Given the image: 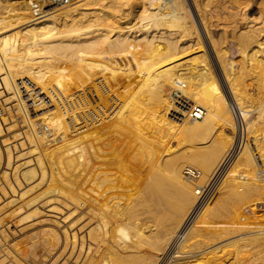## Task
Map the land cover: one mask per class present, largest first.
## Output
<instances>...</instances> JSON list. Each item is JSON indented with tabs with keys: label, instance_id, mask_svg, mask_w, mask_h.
<instances>
[{
	"label": "bare ground",
	"instance_id": "bare-ground-1",
	"mask_svg": "<svg viewBox=\"0 0 264 264\" xmlns=\"http://www.w3.org/2000/svg\"><path fill=\"white\" fill-rule=\"evenodd\" d=\"M62 1H0V264H264V130L226 174L257 202L241 221L223 211L189 229L204 181L193 187L183 172L196 166L209 178L242 143L252 112L264 129V0L256 9L234 1V53L211 39L213 0H192L205 35L184 0H141L133 25V0ZM135 44L159 51L160 64L122 79L116 52ZM159 74L183 78L181 98L205 107L202 117L149 82ZM118 101L116 133H103ZM114 133L127 135L126 148ZM183 143L190 151L174 153Z\"/></svg>",
	"mask_w": 264,
	"mask_h": 264
},
{
	"label": "rangeland",
	"instance_id": "rangeland-1",
	"mask_svg": "<svg viewBox=\"0 0 264 264\" xmlns=\"http://www.w3.org/2000/svg\"><path fill=\"white\" fill-rule=\"evenodd\" d=\"M1 2H3V3H5V4H9L8 2H6V0L4 1V0H0ZM9 2H11L10 0H8ZM73 1L75 2V1H77V2H75V4L76 3H78L79 4V2L80 3H89V4H86V5H88V6H91V4L92 3H94V2H96V0L95 1H93L92 2V0H80L79 2H78V0H71V2L73 3ZM82 1V2H81ZM85 1V2H84ZM89 1V2H88ZM97 1H99V0H97ZM185 1V3H186V5H187V7H188V9H189V16H190V19L195 23V25L197 26L198 25V28L200 29V30H202L201 31V34L203 35H205V31H204V29H201L203 26H202V24L201 23H199V22H201L200 20V15L198 14V12L195 10V6H193V2H192V0H184ZM206 3L207 2V0H200V2L201 3H204V2ZM214 2L213 3H215L216 4V6H217V8H218V12H217V14H216V20L217 21H215V22H213V19H211V23H210V25H212V29H211V35L213 36H211V39L212 40H216V45H218V46H220L219 44H221L222 46L223 45H225V46H228L229 47V49L231 48V51H233V53H234V50H235V46H234V41L233 40H230V39H234V35H233V33H234V1L235 2H241V1H245V2H248V4H250V6H251V8H255L256 9V6L257 5H255V4H258L259 5V3L262 1V0H213ZM92 2V3H91ZM135 2V3H134ZM191 2V3H190ZM253 2V3H252ZM57 3H60V5L59 4H57ZM57 3H54L53 5H50V6H52V7H59V6H61V5H64L65 4V2L64 1H60V0H57ZM105 3V2H104ZM140 3H141V0H133V3H132V6H131V10L133 11L131 14H130V16L129 17H131V19L130 20H128V23H126V24H128V25H133L134 23H135V18H133L132 19V17L135 15V13H137V12H139V11H141V6H140ZM252 4H254V5H252ZM0 5H2V4H0ZM93 5V4H92ZM203 6H204V4H202ZM220 5V6H219ZM49 6V7H50ZM105 7V9H107V3H105V4H102V8H104ZM254 6V7H253ZM47 7V6H46ZM222 9V10H221ZM254 9V12L256 11L257 12V10H255ZM259 10V9H258ZM135 11V12H134ZM196 12V13H195ZM223 12V13H222ZM225 12V13H224ZM232 14H231V13ZM226 16H228V17H226ZM228 14V15H227ZM131 15H133V16H131ZM232 15H233V17H232ZM199 17V18H198ZM228 18V19H227ZM221 19V20H220ZM224 19H227L226 21L224 20ZM198 20V21H197ZM218 20H219V23H218ZM228 21V22H227ZM224 23V24H223ZM228 24V25H227ZM125 25V24H124ZM213 25H215V26H213ZM227 25V26H226ZM224 29V30H223ZM204 32V33H203ZM213 33V34H212ZM225 33H227L226 35H225ZM215 36V37H214ZM220 36H221V38H220ZM227 36V37H226ZM233 36V37H232ZM227 39V41H226V39ZM201 39H202V37H201ZM207 41V42H206ZM206 41H204L203 39H202V43H206V49H207V47L208 46H210V49H208L209 50V54H211L210 55V57H211V60L212 61H214V62H212V63H216L215 65L216 66H214L213 64V66L212 67H217V68H215V71H217L216 73H218L219 74V76L221 75V67L219 66V63H218V61H217V59L215 58V52L213 51V48H211V45H210V40L207 38V35H206ZM218 41V42H217ZM225 41V42H224ZM229 41H232V42H229ZM208 43V44H207ZM218 43V44H217ZM230 45H229V44ZM231 43H233V44H231ZM132 46V47H131ZM129 45L128 46V48H126V49H124V51L122 50V53L123 54H121L120 52H116V57L118 56V57H120L121 58V60L123 61V63H124V67H123V77H122V79H124L126 76H128V75H130V74H134V75H136L134 72H136L137 70L139 71V69H141V70H143V71H148L149 70V67H150V65H152V64H154V65H158V64H160V60H161V54H160V52L159 51H156L155 49H151V50H149V49H145L144 47L145 46H143L142 44L141 45ZM133 46H134V48H133ZM139 46V47H138ZM232 46V47H231ZM234 46V47H233ZM131 48H133V49H131ZM140 48H141V50H140ZM209 48V47H208ZM139 49V50H138ZM143 49H145V50H143ZM130 50V51H129ZM125 51H127V52H125ZM211 52V53H210ZM232 52H230L229 53V55H232L233 54ZM121 54V55H120ZM118 59V58H117ZM129 66H132V69H131V67H129ZM219 67V68H218ZM213 68V69H214ZM219 69H220V71H219ZM127 70H130V72H128ZM188 70V69H187ZM186 70V71H187ZM189 71V73H192V74H194V72L192 71V70H188ZM222 79H223V77H221ZM220 78V79H221ZM193 79H194V77H193ZM195 81L197 80V79H194ZM223 81V80H222ZM149 82H151V83H155V85L157 86V88L159 87H164V88H166L170 93H171V95H172V98H174L175 99V101H176V99L177 98H179L178 96H177V94H179L180 95V97H181V94H182V90L181 89H183L182 87V84H183V78H178V80L177 81H171V80H166L165 79V77L163 76V74L162 75H156L151 81H149ZM224 83H225V81H223ZM153 84L151 85V87H153ZM91 89L93 88V87H90ZM94 89V88H93ZM92 89V90H93ZM199 89V86H193L192 87V89L190 90V94L189 95H191V94H193L196 90H198ZM94 91V90H93ZM187 94V93H186ZM224 96H225V98L227 99V101L229 100V102H228V104L230 105V101H231V105H233L234 106V108L236 109V112H237V110L239 111V108H238V106H236V104L234 103V99H233V97L230 99V97H229V95H228V93L226 92V91H224ZM187 101H190V100H188L187 99ZM192 102V101H191ZM3 103L0 101V106L2 105ZM120 104V105H119ZM181 104H183V103H181ZM5 104H3V106H1L0 107V115H3V112H2V110H6V108H3V107H5L4 106ZM117 105V108H115V107H113V108H115L114 110H113V108L111 109V112H112V110H113V112L111 113V114H109L110 116H108V120L106 119L104 122H103V125L105 124L107 127L106 128H108V129H105V127H104V131H103V133H106V131H108V132H110V133H113L112 131H114V129H117L116 127L113 129V122H114V119L116 120V112H114V111H117V109L118 108H123V107H125L124 105V103L122 102V103H120L119 101H118V104H116ZM180 105V104H179ZM185 105H187V107H191V105H189V104H185ZM231 105H230V107H231ZM5 115V114H4ZM116 115V116H115ZM235 115V114H234ZM255 116H256V120H255ZM171 118H173L172 116H170ZM250 118H249V120L250 121H252L251 123H250V126H248V131L250 130V132L248 133V131H246V129H247V124H245L244 125V123H240V125H239V127H238V129H239V131H246V132H244V134H245V136H244V139H243V137H242V143L239 145L238 144V146H236L235 147V145H234V150H236V153H235V155H234V158H232L233 159V161L231 160L229 163H228V165H227V167L228 168H226V170L227 171H225L224 172V174L222 175V177L220 178V180H219V182L216 184V186L211 190V192L209 193V194H206L205 196H201L200 194H196L197 195V197H199L198 199H200L201 201V204L199 205V207H202V208H196V210L197 209H200V210H198V211H195V213H194V216L193 217H195V219L192 217V219L190 220V222H192V223H190L189 225H188V228L190 229V228H192L193 226H194V224L196 223L197 224V226L198 225H200V226H202V225H204L203 223H202V219H204V220H206V217H207V220H209V221H214V220H212V218L211 217H213V219H215L214 218V215H215V213H217V212H223V211H231V212H234V219H233V221L235 220V221H238L239 219V221H241V215L243 214V212L245 213V210H246V208H248V207H251L250 205H252L253 204V206H254V203L256 202V201H253L254 200V198H252V196H251V193L249 192V190H243V188L245 187V186H242V183H234V180L235 181H237V178L236 179H233L234 178V176H231L232 174L230 173V177H232V178H229L228 176H229V174H228V176L226 175L227 173H229V171H230V168H233V163L235 162V160H236V158H238L239 156H238V153H237V151L239 152V150H240V147H242L243 145L245 146L247 143V145L249 146L250 144H251V136H252V138H255V136H256V134L255 133H259V131H262V130H264L262 127H261V125L259 126L258 125V121L260 120V118L255 114V112H252V114L249 116ZM254 118V119H253ZM258 118H259V120H258ZM253 119V120H252ZM235 120V119H234ZM110 121V122H109ZM254 121V122H253ZM256 122H257V124H256ZM107 123V124H106ZM236 123V122H235ZM238 123H239V121H238ZM252 123H254V124H252ZM113 125V126H112ZM252 125V126H251ZM257 126V127H256ZM100 127H102V126H100ZM261 127V128H260ZM244 128H245V130H244ZM113 129V130H112ZM115 133H116V131H114ZM113 134L112 135V137H113V140H116L117 139V135H118V144L120 145V147H122L123 149L124 148H126V146H127V141H126V139L128 138V137H126L127 135L126 134H122L123 136H121L120 137V135L117 133V135L116 134ZM246 133H248V135L246 134ZM116 135V136H115ZM255 135V136H254ZM248 136V137H247ZM245 142V143H244ZM250 143V144H249ZM183 145V146H182ZM181 146H180V148L179 149H175L176 151L174 152V153H178L179 151H190V145H189V143H183ZM188 149V150H187ZM174 153H173V155H174ZM238 156V157H237ZM185 166V165H184ZM230 166V167H229ZM185 168V167H184ZM192 168H193V170H195V172H196V174H197V176H190V175H188V174H186L185 173V169H184V175L186 176V177H188V178H190V181H192L193 183H192V185H193V187H196V186H199V184L200 183H202L203 181H204V185H206L209 181H210V178L213 176V174L212 175H210L209 176V178H206V179H202V174H200V169L198 168V167H194V166H192ZM199 171V172H198ZM264 171L263 172H261L260 173V175L263 177L264 175ZM225 175V176H224ZM236 177H239V176H237V175H235ZM202 179V180H201ZM229 179H231V181L229 180ZM1 178H0V186L3 184V182H1ZM233 180V181H232ZM263 182H264V180H262ZM226 182H228L227 183V185L226 184H224V183H226ZM230 182V183H229ZM231 182H233L234 183V185H235V189L237 190V186L238 185H240V186H238V189H242V190H235L234 188H233V190L234 191H236L237 192V196H236V193H234L233 192V190L232 191H230L229 190V187L231 186ZM238 182V181H237ZM233 183H232V185H233ZM195 184H197L196 186H195ZM233 185V186H234ZM229 186V187H228ZM20 187H24V185H20ZM243 187V188H242ZM225 189H228V190H225ZM231 193H233V194H231ZM242 191L244 192V191H247L248 193H250V195L247 193V192H244V193H242ZM229 192V193H228ZM242 195V194H245V195H242L241 197H240V194ZM2 193L0 192V196H1V198H3L2 197V195H1ZM228 194V195H227ZM229 194H231V195H229ZM225 195V196H224ZM234 195V196H233ZM227 196V197H226ZM241 198L240 200H239V197ZM244 196V197H243ZM6 198H4V199H8L7 197H9V194L7 193V195L5 196ZM204 199H203V198ZM233 197V198H232ZM250 197L253 199L252 201H250L251 199H250ZM230 198V199H229ZM238 198V199H237ZM243 198V199H242ZM244 198H247V200H248V198H249V202L248 201H246V199L244 200ZM237 199V200H236ZM217 200V201H216ZM236 200V201H235ZM239 200V201H238ZM216 201V202H215ZM234 201V202H233ZM215 202V203H214ZM241 202V203H240ZM225 203V204H224ZM236 205H235V204ZM252 203V204H251ZM257 203V202H256ZM255 203V204H256ZM203 204V205H202ZM237 204H239V206L237 205ZM243 204V205H242ZM245 204V205H244ZM220 205V206H219ZM220 207V208H219ZM225 207V208H224ZM218 208V209H217ZM223 208V209H222ZM227 208V209H226ZM240 208V209H239ZM206 209V210H205ZM208 209H210V210H208ZM221 209V210H220ZM235 209V210H234ZM212 210V211H211ZM220 210V211H219ZM240 213H241V215H240ZM247 213V212H246ZM201 214V215H200ZM213 214V215H212ZM248 214V213H247ZM211 216V217H210ZM239 216V217H238ZM203 217V218H202ZM244 218H245V216H243ZM198 218V219H197ZM208 218H211V219H208ZM238 218V219H237ZM244 218H242L243 220H245ZM29 220H31V219H29ZM28 219H26L25 220V222H30ZM198 220H200V221H198ZM196 221V222H195ZM234 221V222H235ZM199 222V223H198ZM218 222V221H217ZM195 224V225H196ZM193 225V226H192ZM217 226H219V222L217 223ZM188 229V230H189ZM237 229V228H236ZM188 230L186 231V233H188ZM186 233H180V236H179V238H177L178 239V241H179V243L183 240V238H185L186 237ZM224 239H226V238H224ZM251 239H252V237H250V239H249V237L248 238H244V239H241L240 241H236V240H234V241H229V242H225L224 244L225 245H228V244H226V243H229V244H231L232 242L234 243V245H239V246H242L243 244H245L246 243V240L247 241H249V243L251 242ZM218 241V240H217ZM216 241V242H217ZM222 241H223V239H222ZM221 240L219 241V242H217V243H220V242H222ZM241 241H244V243L242 242L241 243ZM235 242H237L236 244H235ZM238 242H240V243H238ZM179 243H177V244H179ZM232 243V244H233ZM248 242H247V244H249ZM223 244V242L219 245V246H221V247H224L225 245ZM241 244V245H240ZM252 244V243H251ZM207 247H209V248H213V246H212V244H211V247L210 246H207ZM207 247H205L204 249H208ZM210 250V249H209ZM209 250H206L205 252L206 253H208L209 252ZM199 256H201L200 255V253H198V255H196L195 257L196 258H198Z\"/></svg>",
	"mask_w": 264,
	"mask_h": 264
},
{
	"label": "built area",
	"instance_id": "built-area-1",
	"mask_svg": "<svg viewBox=\"0 0 264 264\" xmlns=\"http://www.w3.org/2000/svg\"><path fill=\"white\" fill-rule=\"evenodd\" d=\"M60 1H62V0H60ZM177 96L179 97L176 99L178 101L177 105L180 104L181 109L183 111H185L187 113V115H189L191 118H200L205 113V111H206L205 107H203L201 105H197V106L194 105L192 107H187V105H185L186 104L185 100H183L179 94H177ZM181 103H183V104H181ZM231 107H232L233 113L236 115V109L234 108L233 105ZM176 116L179 118L182 117L181 115H176ZM233 153H234V147L231 149L229 155L224 158L223 162L221 163L220 168H218L214 172L210 181L206 185H203L202 187L198 188L200 190L198 192V194H200L201 196H205L206 194H209L211 192V190L216 186V184L219 182L220 178L224 174L228 163L231 161L230 158H231V155H233ZM185 173L190 175V176H194V177L197 176L195 170L190 171L189 169L186 168Z\"/></svg>",
	"mask_w": 264,
	"mask_h": 264
}]
</instances>
